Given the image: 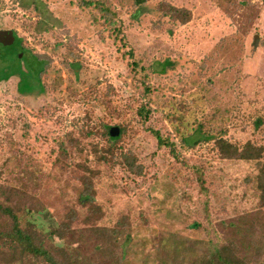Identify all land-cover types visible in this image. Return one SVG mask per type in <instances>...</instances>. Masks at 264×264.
<instances>
[{
	"label": "rangeland",
	"instance_id": "1",
	"mask_svg": "<svg viewBox=\"0 0 264 264\" xmlns=\"http://www.w3.org/2000/svg\"><path fill=\"white\" fill-rule=\"evenodd\" d=\"M78 1L0 0V182L39 198L45 209L35 218L53 224L78 207L75 164L85 161L97 170V224L109 228L124 264H199L242 214H258L255 230L264 228L256 162L219 157L191 123L198 117L208 133L260 145L264 159V0H103L143 72ZM159 3L187 9L190 19L162 15ZM142 103L152 111L145 125L135 114ZM176 103L182 133L199 140L189 148L161 111ZM102 124L126 126L120 145L136 158L132 170L122 158L95 159ZM146 127L170 136L179 159ZM62 140L73 143L68 166L56 161ZM71 227L72 244L95 257L94 234Z\"/></svg>",
	"mask_w": 264,
	"mask_h": 264
},
{
	"label": "trees",
	"instance_id": "2",
	"mask_svg": "<svg viewBox=\"0 0 264 264\" xmlns=\"http://www.w3.org/2000/svg\"><path fill=\"white\" fill-rule=\"evenodd\" d=\"M138 1V5L142 0ZM78 5L89 10V18L95 25H100L107 30L108 36L118 45L125 46L124 54L131 60L128 62L131 69L143 72V67L136 61L133 49L128 46L123 32L122 22L117 13L103 0H79ZM157 11L162 15L184 23L190 19V12L184 8H178L171 4L159 3ZM140 11V10H138ZM42 68L38 72L40 73ZM146 77V74H143ZM145 91L150 90V85L145 84ZM176 103L175 108L162 109L164 116L169 119L174 135L180 140V146L189 148L199 140L191 144L182 128L176 121L181 117L183 109ZM151 108L147 104H140L136 110L139 121L145 125L151 115ZM180 115V116H179ZM193 129H199L203 134L201 140H210L213 149L219 157L226 159L254 160L256 173L253 177L254 187L257 192L260 212L262 215V227L264 224V159H262L263 147L254 145L251 141H245L242 146L229 141L222 131L208 133L203 128V122L196 117L192 122ZM257 126L260 122L255 123ZM156 139L157 147H165L168 152L179 159L180 152L176 142L168 135L160 133L156 128L146 127ZM126 126L117 124L111 126L102 124L100 132L103 143L92 142V153L95 159L106 162H116L123 159V163L132 170L133 154L125 153L120 142L125 139ZM70 138V137H69ZM73 151V143L68 147L65 142L59 141L56 161L61 166H68ZM79 181L75 202L78 207L67 206L62 218L53 224H44L35 215L44 211L43 202L37 197L25 192L23 189L0 182V264H124L122 255L117 254L110 230L106 226H98L97 222L103 216V210L96 201V189L94 178L97 170L90 168L85 161L75 164ZM195 178L201 188H204L202 169L192 165ZM84 210V211H81ZM242 214L231 219L230 227L232 235L226 237L222 243H216L209 254L199 264H264V228L255 230V221L258 214ZM79 222L94 234L96 243L92 257L88 252L81 250L70 235L73 232V222ZM123 223V222H122ZM262 237V239L260 238ZM56 240H60L57 242ZM72 240V241H71Z\"/></svg>",
	"mask_w": 264,
	"mask_h": 264
}]
</instances>
